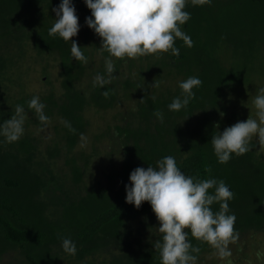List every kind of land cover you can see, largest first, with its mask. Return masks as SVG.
Here are the masks:
<instances>
[{
    "label": "trees",
    "instance_id": "1",
    "mask_svg": "<svg viewBox=\"0 0 264 264\" xmlns=\"http://www.w3.org/2000/svg\"><path fill=\"white\" fill-rule=\"evenodd\" d=\"M61 2L0 0V125L18 105L25 116L17 141L0 134V264H162L154 247L160 222L149 202L137 208L126 201V186L134 169L166 156L185 175L223 180L234 193L228 214L236 216L239 239L228 245L232 255L220 260L186 229L201 249L191 253L196 264L264 255V149L253 137L247 153L220 163L211 143L255 117L252 101L264 88V0H186L190 19L180 27L193 45L177 38L178 56L135 59L103 50L86 24L85 0H72L80 24L72 40L86 64L72 57L70 41L49 35ZM107 59L115 71L100 86L95 77L108 79ZM189 77L202 85L186 107L169 110L174 98L183 99L179 84ZM34 96L45 105L46 123L28 108ZM102 162L107 173L93 175ZM64 238L76 245L75 255L63 250Z\"/></svg>",
    "mask_w": 264,
    "mask_h": 264
},
{
    "label": "clouds",
    "instance_id": "2",
    "mask_svg": "<svg viewBox=\"0 0 264 264\" xmlns=\"http://www.w3.org/2000/svg\"><path fill=\"white\" fill-rule=\"evenodd\" d=\"M191 2L193 5H204L210 4L211 0ZM85 3L91 10L86 24L102 38L101 48L113 57L135 59L169 51L178 56L179 49L174 46L177 38L189 47L193 45L190 36L180 27L190 19V13L184 10L186 0H85ZM53 11L56 18L49 35L58 34L64 41H70L72 57L86 64L87 57L81 46L72 40L80 30L72 0H62ZM105 65L108 79L98 74L94 81L100 86L111 83L115 71L111 59H107ZM201 85L198 77L180 82L183 99L174 98L168 105L169 110L179 111L186 107L194 98L193 89ZM103 95L107 98L109 93L105 91ZM252 103L256 109L255 117L249 115L246 121H239L212 136L211 143L220 163H227L233 153L237 156L247 153L253 137L264 149V88L259 89ZM28 108L34 110L41 123L48 121L44 113L45 105L38 96L29 101ZM154 114L163 123V113L156 110ZM24 122V108L18 105L15 114L0 125V134L9 143L15 142L23 135ZM130 181L131 185L126 186V201L137 208L143 202H149L160 222L158 231L161 238L156 240L154 247L159 251L162 264H196L198 257L191 253L198 254L201 249L190 243L186 229L190 230L192 237L214 248L221 259L232 255L228 245L235 243L239 234L234 228L236 216L228 214V201L234 198V193L223 180H200L187 176L177 166L173 156H166L147 169H134ZM213 188L214 194H210L209 189ZM214 203L220 204L217 212L211 208ZM62 247L66 253L76 254V245L70 239L64 238Z\"/></svg>",
    "mask_w": 264,
    "mask_h": 264
},
{
    "label": "rangeland",
    "instance_id": "3",
    "mask_svg": "<svg viewBox=\"0 0 264 264\" xmlns=\"http://www.w3.org/2000/svg\"><path fill=\"white\" fill-rule=\"evenodd\" d=\"M105 172H106V167L104 166L103 162L93 166V171H92L93 175L97 176L98 174H104ZM240 258L241 257L236 256L235 260L231 264H264V255H261L260 258H254L253 261H250V259L241 260ZM218 259H220V258H218ZM220 260H223V259H220ZM203 264H213V263L210 262V260H209V263L205 262ZM214 264H224V263H223V261L222 262L219 261V262H216Z\"/></svg>",
    "mask_w": 264,
    "mask_h": 264
}]
</instances>
